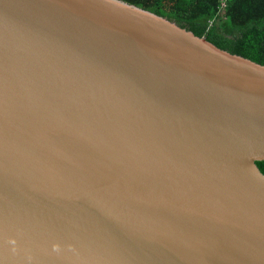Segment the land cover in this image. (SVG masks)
<instances>
[{
	"label": "water",
	"instance_id": "water-1",
	"mask_svg": "<svg viewBox=\"0 0 264 264\" xmlns=\"http://www.w3.org/2000/svg\"><path fill=\"white\" fill-rule=\"evenodd\" d=\"M264 64L123 0H0V264H264Z\"/></svg>",
	"mask_w": 264,
	"mask_h": 264
},
{
	"label": "trees",
	"instance_id": "trees-1",
	"mask_svg": "<svg viewBox=\"0 0 264 264\" xmlns=\"http://www.w3.org/2000/svg\"><path fill=\"white\" fill-rule=\"evenodd\" d=\"M264 64V0H123ZM257 164L264 172V161Z\"/></svg>",
	"mask_w": 264,
	"mask_h": 264
}]
</instances>
